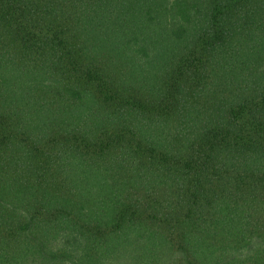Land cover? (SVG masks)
<instances>
[{
	"label": "trees",
	"instance_id": "1",
	"mask_svg": "<svg viewBox=\"0 0 264 264\" xmlns=\"http://www.w3.org/2000/svg\"><path fill=\"white\" fill-rule=\"evenodd\" d=\"M0 264H264V0H0Z\"/></svg>",
	"mask_w": 264,
	"mask_h": 264
}]
</instances>
